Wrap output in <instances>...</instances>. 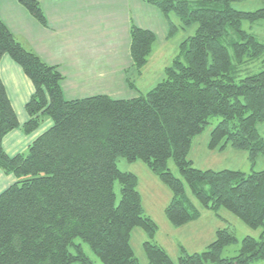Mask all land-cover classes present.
<instances>
[{
    "label": "trees",
    "instance_id": "trees-1",
    "mask_svg": "<svg viewBox=\"0 0 264 264\" xmlns=\"http://www.w3.org/2000/svg\"><path fill=\"white\" fill-rule=\"evenodd\" d=\"M17 1L45 25L37 0ZM144 1L166 19L169 35L177 30L172 13L182 28H197L180 44L179 55L164 70L165 79L131 99L96 95L64 100L58 69L26 50L0 20V60L7 55L33 87L25 105L28 119L21 126L0 79V171L14 178L0 193V264H93L75 244L77 238L100 264H138L130 245L136 228L148 239L142 245L146 264H175L154 241L158 228L144 215L137 177L119 171V158L143 163L170 190L164 214L174 227L200 216L185 183L203 209L216 214L222 208L250 229L264 228V170L249 175L203 171L187 159L193 137L213 116L221 121L210 132V150L229 145L246 151L253 164L259 155L264 157V141L257 131L264 121V45L241 29L243 21H264V7L247 12L230 7L245 0H195L193 6L186 0ZM154 41L152 32L131 28L134 73H142ZM253 59L261 61V70L239 78L240 68ZM46 118L51 127L25 154L4 153L5 135L18 128L29 135ZM169 160L181 179L168 169ZM215 235L201 253L188 254L181 248L177 264L264 261V239L247 236L236 257L221 259V251L235 242V236L227 228Z\"/></svg>",
    "mask_w": 264,
    "mask_h": 264
},
{
    "label": "rangeland",
    "instance_id": "rangeland-1",
    "mask_svg": "<svg viewBox=\"0 0 264 264\" xmlns=\"http://www.w3.org/2000/svg\"><path fill=\"white\" fill-rule=\"evenodd\" d=\"M138 1L46 0L45 11L50 17L46 15L48 25L51 27L52 22L56 25L53 29L55 33H49L48 36L34 29V20L31 21L30 17H27L29 15L23 13L25 8L21 5L16 7L10 0H0V14L5 25L14 33L15 38L21 41L22 46L31 48L42 62L61 65L59 71L65 75V79H62L60 84L65 90V97L84 99L108 94L112 99H131L126 93L133 96L138 95L140 91L145 94L165 79L164 65L172 64L179 55L180 44L192 37L197 28V24L182 28L178 18L172 13L170 19L177 30L169 35V25L158 9L147 3L142 5ZM186 1L193 6L195 0ZM50 4H56L57 8L53 11ZM230 7L247 12L263 8L264 3L260 0H245L231 3ZM132 27L148 30L155 36L147 64L140 75L129 67L132 62L129 55ZM241 29L264 45V21H243ZM227 49L234 63L232 49ZM243 65L238 73L239 78L261 70L260 60L253 59ZM75 68H78V71ZM48 121L50 119L46 118L36 131ZM220 121V116L209 118L204 130L193 137L187 155L192 167L203 171H238L245 175L263 171L262 155H259L253 164L246 151L233 149L229 145L222 150L208 148L210 132ZM257 131L264 141V121L257 124ZM116 164L119 171L136 175L137 191L141 197L144 215L150 217L158 228L154 241L167 252L175 264L181 255V248L188 254L201 253L215 240L216 231L220 229H230L235 236V242L221 251V259L236 257L242 240L247 236L257 241L264 239L263 227L253 230L222 208L215 214L200 207L184 182L186 195L198 209L200 216L186 226H172L164 214V209L172 198L170 190L141 162L127 163L119 158ZM168 169L174 177L181 179L172 160L168 161ZM115 193L119 199L120 187L117 183ZM147 240L141 229L132 231L130 245L138 264L147 262L142 247ZM74 242L81 246L84 255L93 264H100L80 239L77 238ZM251 264H264V261L257 260Z\"/></svg>",
    "mask_w": 264,
    "mask_h": 264
},
{
    "label": "crops",
    "instance_id": "crops-1",
    "mask_svg": "<svg viewBox=\"0 0 264 264\" xmlns=\"http://www.w3.org/2000/svg\"><path fill=\"white\" fill-rule=\"evenodd\" d=\"M10 1L16 7H18V5L20 6V4L17 0H10ZM37 1L40 4L41 11H42L43 16L45 18V25H42L39 22L37 23V21L35 19H33L30 16V14L27 12V10H25L24 8H23L24 9L23 13H25V15H29L27 17H30L31 21L34 20L33 25H34V29L37 32H38V30H40L41 33H44L45 36H48L49 33L54 34L55 31L53 29H55V26H56L55 23L52 22V25L50 27L48 25V22H47V16L49 17V15H47V13L45 11L47 4L45 5L44 1H46V0H37ZM138 2L141 3L142 5L146 4V2L144 0H139ZM50 5H51V9L53 11L57 8L56 4H50ZM0 20L5 25V21L2 19L1 14H0ZM131 22H132L131 24L133 25L132 20H131ZM7 29H8V27H7ZM9 31L14 36V33L11 30H9ZM14 38H15V36H14ZM15 39L18 43L21 44V41L19 39H17V38H15ZM23 47L26 50L31 51L32 53L36 54L35 52H33V50L31 48H29L27 46H23ZM43 62L48 66L56 67L58 69V71H59V67L61 66L60 64H49V63H46L45 61H43ZM131 66H132V62L129 65V67L131 68L130 70H132ZM166 66L167 65H164L163 72H164ZM75 70L78 71V68H75ZM59 73H60V71H59ZM60 74L62 76V79H65V75H63L62 73H60ZM0 79H1V82L3 83L7 97H8V99L11 103V106L15 112L17 120H18L19 124L22 126L28 119L27 114L25 112V105L33 93V87L31 85V82L25 77V75L23 74L20 67H18L7 55L3 56L0 60ZM60 87H61V91H62V95H63L64 100H66V101L75 100V99H69V98L65 97V95H66L65 90L63 89L61 84H60ZM133 87H134V85H133ZM137 94L138 95L135 94L132 96V95H130V93H126L127 96H131L130 98L138 97L142 93L140 91H138ZM104 95H106V94H104ZM106 96H108V94ZM50 127H51V122L48 121V122L43 124V126H42L43 130L41 128L40 130L35 131L29 135L23 134V132L21 131V128H18V129H15V130L9 132L7 135H5L3 137L2 142H1L2 149H3L4 153L8 157H14L18 154L25 153V151L33 143V141L38 136H40L42 133H44L47 129H49ZM13 183H14V178L12 176H6L5 174H3L0 171V193H2L5 189H7Z\"/></svg>",
    "mask_w": 264,
    "mask_h": 264
}]
</instances>
